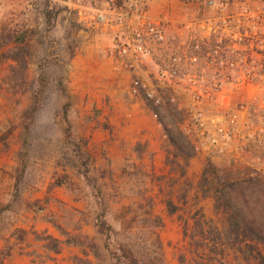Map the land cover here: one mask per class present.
Listing matches in <instances>:
<instances>
[{"label":"rangeland","instance_id":"374dc122","mask_svg":"<svg viewBox=\"0 0 264 264\" xmlns=\"http://www.w3.org/2000/svg\"><path fill=\"white\" fill-rule=\"evenodd\" d=\"M139 6L178 44L224 36L225 17L227 36H264V0H0V264H126V245L148 264H200L184 230L196 213L231 228L221 189L264 214V146L241 162L198 148L176 110L128 93L117 26L79 13Z\"/></svg>","mask_w":264,"mask_h":264},{"label":"built area","instance_id":"2783aa9c","mask_svg":"<svg viewBox=\"0 0 264 264\" xmlns=\"http://www.w3.org/2000/svg\"><path fill=\"white\" fill-rule=\"evenodd\" d=\"M79 13L101 30L121 28L112 56L115 68L129 76L128 93L176 110L198 148L241 162L264 146V36H227L232 26L225 17L224 36H188L178 44L167 36L169 20L141 6ZM149 61L155 74L144 73Z\"/></svg>","mask_w":264,"mask_h":264},{"label":"trees","instance_id":"16d2710c","mask_svg":"<svg viewBox=\"0 0 264 264\" xmlns=\"http://www.w3.org/2000/svg\"><path fill=\"white\" fill-rule=\"evenodd\" d=\"M121 3L120 1L119 4ZM231 186L233 184L228 185V187ZM219 193V198L224 200L228 208V221L231 228L219 229L217 226L214 227L213 219L207 218L205 214H194L192 216L194 221L192 231L189 232L188 228L184 230L191 252L199 257L200 264H264V214L250 216L244 212L243 207L235 206L234 199L231 195L227 197V192L221 189ZM168 205L171 213L178 211L171 201H168ZM153 219L157 227L164 225L159 216H155ZM210 239H212V243H210ZM226 248L234 249L236 255L234 260L224 258ZM219 254L221 256H217ZM117 258L126 264H148L139 259L134 249L127 245L120 248ZM158 260L161 261V258Z\"/></svg>","mask_w":264,"mask_h":264},{"label":"crops","instance_id":"0c3cea01","mask_svg":"<svg viewBox=\"0 0 264 264\" xmlns=\"http://www.w3.org/2000/svg\"><path fill=\"white\" fill-rule=\"evenodd\" d=\"M155 2H156V1L149 2V4H150V9H151V11H152L154 14H156L157 11H158V8L155 7ZM160 3H161V1H160ZM120 29H121V28L119 27L118 30H115V33H116V34H118V32L121 33L122 31H121ZM120 31H121V32H120ZM151 62H152V61H149V62H148V65H151L150 68H153V70H155V72H156V70H157V66L154 65V64L151 63ZM148 72H151V70H150V69H147V68L145 67V68H144V73H148Z\"/></svg>","mask_w":264,"mask_h":264}]
</instances>
